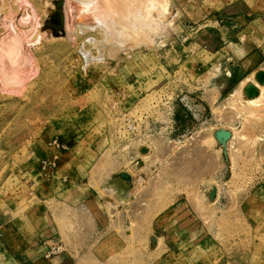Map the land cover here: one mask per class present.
Here are the masks:
<instances>
[{
  "label": "rangeland",
  "instance_id": "obj_1",
  "mask_svg": "<svg viewBox=\"0 0 264 264\" xmlns=\"http://www.w3.org/2000/svg\"><path fill=\"white\" fill-rule=\"evenodd\" d=\"M56 1L0 0V73L25 61L0 77V264L17 216L87 190L126 245L99 263L83 242L77 264H264V0H99L92 27L63 0L71 40L43 30Z\"/></svg>",
  "mask_w": 264,
  "mask_h": 264
},
{
  "label": "crops",
  "instance_id": "obj_2",
  "mask_svg": "<svg viewBox=\"0 0 264 264\" xmlns=\"http://www.w3.org/2000/svg\"><path fill=\"white\" fill-rule=\"evenodd\" d=\"M126 5V4H125ZM128 9V4L127 8ZM122 14V10H119ZM227 75V74H226ZM229 77V76H227ZM181 104L193 115L194 120H198L206 110L194 98H182ZM126 186L122 184L120 186ZM116 197L122 200H127L128 191L118 190ZM95 190H87L79 195L75 208L68 213L62 210L63 203L54 202L51 210L39 212H27L17 216L15 239L22 238L21 241H16L15 248L17 253L14 255V264H77L74 254L80 244L84 242L87 247V255L92 252V256L99 263L108 260L114 253L125 247L126 240L122 234L110 232L112 220L109 215V207L106 198ZM59 203V204H58ZM123 208V211H122ZM124 206L120 207L121 216L115 218L114 221H119V228L126 227ZM109 210V211H108ZM122 211V212H121ZM79 218L82 228L85 232L77 235L63 230V222L70 220L75 221ZM20 229V230H19ZM21 231V233H19ZM50 240L62 242L66 247V252L57 258L46 259V245ZM86 242V243H85Z\"/></svg>",
  "mask_w": 264,
  "mask_h": 264
},
{
  "label": "bare ground",
  "instance_id": "obj_3",
  "mask_svg": "<svg viewBox=\"0 0 264 264\" xmlns=\"http://www.w3.org/2000/svg\"><path fill=\"white\" fill-rule=\"evenodd\" d=\"M64 1H67L66 2V7H65V10L67 11L66 13H67V15L68 16H66V14H65V16L66 17H69V15H71V12H69V14H68V10H67V8L69 7L68 5L70 4H72L71 6L72 7H74L73 8V15L75 16V20H77L78 22H81V21H83V22H81V24H83V25H86V27H92V24L93 25H95V24H98V18L99 19H103V18H105V16L102 18L101 17V9H103L104 7H102V8H100L101 6H102V4H101V6H100V3H99V0H78V2L75 4V3H73V2H71L70 0H64ZM74 1V0H73ZM77 1V0H76ZM75 1V2H76ZM139 1V0H138ZM65 4V3H64ZM152 5H153V2H152ZM68 6V7H67ZM71 8V7H70ZM107 8V7H106ZM69 9V8H68ZM108 10V9H107ZM106 10V11H107ZM64 11V10H63ZM70 11V10H69ZM71 11H72V8H71ZM101 11V12H100ZM65 12V11H64ZM101 14V15H100ZM104 15H105V13H104ZM71 18H72V15L70 16ZM101 17V18H100ZM73 19V18H72ZM80 20V21H79ZM75 22V21H74ZM97 22V23H96ZM100 22H101V20H100ZM103 22V21H102ZM103 23H105V21L103 22ZM75 24V23H74ZM109 24V23H108ZM71 22H70V19L69 18H66V21H65V32L64 33H61V32H59V35H61V34H65L66 35V37L67 38H69V40H71V39H73V32H72V28H71ZM104 25V24H103ZM108 27V26H107ZM99 28V27H98ZM102 28V27H101ZM110 28H111V26H110ZM74 30V29H73ZM48 31V30H47ZM49 31H51V30H49ZM109 31V30H108ZM50 33V32H49ZM6 46L8 45V44H5ZM22 46V43H21V41L17 38V39H15V41L13 42V43H11L10 45H9V47H7V48H9V51L10 52H7V50L4 52V53H8V56H9V53H10V55L12 56L13 54L15 55L16 54V51L18 52H20V48H22L21 47ZM4 50H5V47L3 48ZM1 50H2V48H1ZM18 52V53H19ZM17 53V55L19 56V54ZM6 55V54H5ZM13 55V56H14ZM13 56H12V58H13ZM18 56H15V58L16 57H18ZM10 57V56H9ZM24 57V56H23ZM11 59V58H10ZM12 60V59H11ZM15 60V62H13ZM12 62L13 63H11V64H14V65H18V69H13L11 72H9V71H5L6 69H7V67L8 66H6L7 64H5V66L3 65L4 63L2 62V60H1V56H0V67L1 68H5L6 67V69L3 71V70H1V71H3V72H1L0 73V77H1V79H3L4 81H5V83H7L8 85H13V84H15L16 83V81L18 80V78H20L21 79V77H20V74H21V72H19L18 70H19V67L21 66V64L23 63V62H25L24 60H23V62L21 63V58L20 57H18L17 59H14ZM21 60V61H20ZM26 60V59H25ZM9 63V62H8ZM17 63V64H16ZM24 64V63H23ZM13 65V66H14ZM14 67H16V66H14ZM3 68V69H4ZM12 69V68H11ZM29 69V68H28ZM7 70H9V68L7 69ZM27 73V72H26ZM19 79V81H21ZM24 79V78H23ZM3 84V83H2ZM7 85V86H8ZM11 85V86H12ZM5 86V85H4ZM6 87V86H5ZM10 87V86H9ZM3 88V87H2ZM11 93H16V91L15 90H11ZM19 93V92H18Z\"/></svg>",
  "mask_w": 264,
  "mask_h": 264
},
{
  "label": "water",
  "instance_id": "obj_4",
  "mask_svg": "<svg viewBox=\"0 0 264 264\" xmlns=\"http://www.w3.org/2000/svg\"><path fill=\"white\" fill-rule=\"evenodd\" d=\"M55 10L50 13L49 18L45 21L43 30H51L52 33L57 36L59 32H65V15L63 13L64 1L58 0L55 2ZM220 140L227 141L231 138V133L227 131H220L218 133ZM123 178H129L126 174H123Z\"/></svg>",
  "mask_w": 264,
  "mask_h": 264
},
{
  "label": "built area",
  "instance_id": "obj_5",
  "mask_svg": "<svg viewBox=\"0 0 264 264\" xmlns=\"http://www.w3.org/2000/svg\"><path fill=\"white\" fill-rule=\"evenodd\" d=\"M139 164V163H138ZM47 249L44 254L46 259H51L63 253L64 246L56 240H51L47 245Z\"/></svg>",
  "mask_w": 264,
  "mask_h": 264
}]
</instances>
